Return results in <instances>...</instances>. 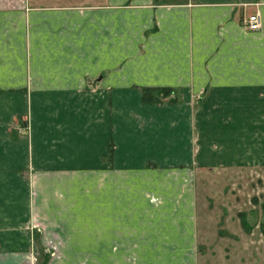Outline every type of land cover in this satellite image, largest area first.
Instances as JSON below:
<instances>
[{
  "label": "crops",
  "instance_id": "crops-1",
  "mask_svg": "<svg viewBox=\"0 0 264 264\" xmlns=\"http://www.w3.org/2000/svg\"><path fill=\"white\" fill-rule=\"evenodd\" d=\"M251 81L264 87V0H0V264L168 256L139 232L147 197L193 192L203 166L264 163V110L188 100ZM145 88L185 101L146 104Z\"/></svg>",
  "mask_w": 264,
  "mask_h": 264
},
{
  "label": "rangeland",
  "instance_id": "rangeland-1",
  "mask_svg": "<svg viewBox=\"0 0 264 264\" xmlns=\"http://www.w3.org/2000/svg\"><path fill=\"white\" fill-rule=\"evenodd\" d=\"M5 2L2 7L14 5ZM220 85L203 82L188 100L192 110H250L251 116L256 110H264V87L256 81L234 82L230 98L220 97ZM168 89L164 95L153 92L157 102L146 104L185 101L177 89ZM205 118L204 114L203 121ZM185 182L187 187H194L193 192L187 189L183 195L182 190L170 188L169 194L147 197L151 207L143 212L147 226L139 227V232L164 235L170 253L138 259L137 264H264V163L253 157L232 167L203 166ZM57 261L63 260L34 257L25 264ZM131 262L134 260H125L126 264Z\"/></svg>",
  "mask_w": 264,
  "mask_h": 264
},
{
  "label": "built area",
  "instance_id": "built-area-1",
  "mask_svg": "<svg viewBox=\"0 0 264 264\" xmlns=\"http://www.w3.org/2000/svg\"><path fill=\"white\" fill-rule=\"evenodd\" d=\"M261 25V16L257 10L243 19V26L250 31H256Z\"/></svg>",
  "mask_w": 264,
  "mask_h": 264
},
{
  "label": "trees",
  "instance_id": "trees-1",
  "mask_svg": "<svg viewBox=\"0 0 264 264\" xmlns=\"http://www.w3.org/2000/svg\"><path fill=\"white\" fill-rule=\"evenodd\" d=\"M169 91H170V89H168V88H155V89L145 88V89H142V101L144 103H155L157 101H155L156 97L153 98V92H157L159 95H164V94H167V92H169Z\"/></svg>",
  "mask_w": 264,
  "mask_h": 264
}]
</instances>
